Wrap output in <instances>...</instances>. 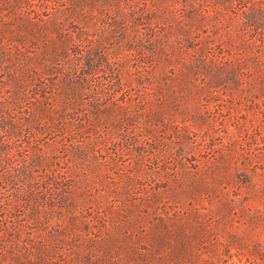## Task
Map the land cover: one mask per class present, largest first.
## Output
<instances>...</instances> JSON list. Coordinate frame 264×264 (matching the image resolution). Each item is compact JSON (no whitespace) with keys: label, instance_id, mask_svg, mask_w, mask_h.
Returning <instances> with one entry per match:
<instances>
[{"label":"rangeland","instance_id":"rangeland-1","mask_svg":"<svg viewBox=\"0 0 264 264\" xmlns=\"http://www.w3.org/2000/svg\"><path fill=\"white\" fill-rule=\"evenodd\" d=\"M73 1L29 0L25 10L62 22L75 41L72 48L87 50L86 39L99 40L100 32L109 30L104 44L90 48L106 67L92 79L101 92L99 102L140 116L151 102L143 98L149 87L145 70L149 71L150 64L142 45L150 46V36L160 40L166 35L163 17L168 12L169 17L180 19L199 5H190V0H128L137 12L125 21L114 6L105 4L97 13L103 16V25L80 21V10L77 17L72 16ZM208 1L205 9L213 11L218 6L228 16L221 24L211 21L206 28L194 30L196 48L210 41L216 54L229 58L232 48L224 52L220 48V40L229 36L252 47L242 56L247 65L238 79L227 76L209 88L211 103L199 106L201 114L212 115L215 127L201 128L177 116L170 124L181 126L183 137L174 136L172 142V131L163 126L152 131L142 120L127 122L126 115L118 129L102 127L96 134L102 144L86 155L64 148L67 142L62 130L37 134L35 139L43 146L40 151L26 142L18 143L20 153L28 156L17 157L21 174L10 180L0 177V264H10L18 255L42 258L45 264H149L150 251L166 222L175 231H185L189 248L178 259L176 252L183 239L175 240L174 245L159 248V260L152 264H264V0ZM154 10L158 20L143 22L137 28L142 44L130 47L134 20ZM250 11L263 15L248 20L244 12ZM194 13L204 14L199 9ZM73 19H77L75 24ZM232 53L241 57L239 48ZM168 71L170 77L179 68L172 66ZM78 76L73 72L75 80ZM3 78L0 73V81ZM90 85L84 91L86 97L94 96ZM0 95L8 96L4 87ZM85 113L81 108L77 123L85 120ZM123 141L128 142L125 148ZM140 153L138 170L136 156ZM20 195L27 200L51 196L55 207L30 205L27 200L12 207L9 200ZM132 210L133 220L127 223L126 211ZM137 218L142 220L134 224ZM3 226L20 231L21 240L14 243Z\"/></svg>","mask_w":264,"mask_h":264},{"label":"trees","instance_id":"trees-1","mask_svg":"<svg viewBox=\"0 0 264 264\" xmlns=\"http://www.w3.org/2000/svg\"><path fill=\"white\" fill-rule=\"evenodd\" d=\"M208 2V0H190V5L197 3L203 9L194 8L180 19L169 17L168 12L163 17L168 28L166 35L160 40L150 36L147 40L150 46L142 45L144 56L148 57L145 61L150 64L149 71L145 70L147 73L145 79L149 87L144 86L143 98L151 99V102L146 103L144 100L142 103L146 104L143 114L130 116L126 114V108H122L121 112L114 107L100 104L101 92L92 81L101 70L105 72L106 67L102 64L103 60L95 55V50L90 48L104 44L111 35L109 30L100 32L99 40L86 39L87 50L81 49L80 46L72 48L71 45L75 41L62 22L57 21L56 18L44 19L41 12L35 11L34 14L26 11L25 8L30 6L29 0H0V73L4 77L0 81V94L3 87L8 94V96L0 95V177L10 180L14 174H21L16 164L17 157L25 155L28 158V156L20 153V144L26 142L36 151L42 150L43 146H40L35 137L47 130L64 131L67 142L64 148L71 152L77 149L76 155H86L88 151H96V147L102 144L96 138L101 128L118 129L122 125L119 123L125 120L126 115L129 118L127 122L142 120L154 128L151 129L152 131L161 126L172 131L170 133L172 142L176 141L174 136L177 139L183 137L182 127L177 125L174 128L170 124V121H174L177 116H180L181 121L184 119L183 121L201 128L208 130L214 128L215 119L209 112L201 114L199 106L203 105L202 103H206L205 105L211 103L212 97L207 95L209 88L221 84L227 76L238 79L243 66L247 65L242 56H247L252 47L240 39L229 36L223 42V38L220 40V48L223 52L224 49L229 51V48H232L229 58L216 54L213 42L210 41L203 40L204 42L199 43L196 48L192 38V34L196 32L194 30L206 28L211 21L221 24L228 16V13L218 6L213 11L205 9L210 4ZM220 3L223 5V2H218ZM105 4L114 6L118 15L125 21L129 17H135L137 12L135 5H131L128 0H78V2L74 0L73 8L69 12L77 17L80 10L82 13L80 21L99 22L104 25L103 16L100 17L97 13ZM163 7H159L161 11L165 10ZM196 9L202 10L204 14H195ZM210 13H213L212 16ZM262 15L263 13L258 11L244 12L248 20L257 19ZM158 18V11L154 10L146 11L134 20L131 29L135 36L130 47L135 48L141 43L137 36V28L147 20L155 21ZM73 20L75 24L77 19ZM78 27L83 29L79 25ZM171 36L175 37L174 42L170 41ZM125 37L128 39V36ZM188 40L189 44L185 45ZM238 48L241 53L240 58L232 55V51L237 52ZM59 65L64 67L59 68ZM172 66L178 67L179 73L170 78L168 70ZM73 72L81 75L78 76V80L73 78ZM87 84H91L90 91H94V96L86 97L84 91L89 90ZM83 107L86 110L85 120L77 123L80 109ZM58 143L52 146V150L58 149ZM121 143L122 148L128 146L127 141ZM142 156V153L136 156L138 170ZM111 161L114 163L115 159ZM24 197L20 195L11 198L9 203L12 207L17 206L20 201L28 199ZM27 202L35 206L39 204L54 206V198L47 195L37 199L30 197ZM132 213L135 212L126 211L127 223L133 220ZM137 220L138 222L135 220L134 224L140 223L142 219L137 218ZM163 221L166 220L163 218ZM163 226L165 231L158 234L161 237L155 241V248L150 251L153 256H149V264L159 260H157V253L161 254L159 248L174 245L175 240L178 242L183 239L181 249L176 252L178 259H182L189 248L186 241L189 238L185 236V231H175L167 222ZM3 227L14 243L21 240L20 231H10L13 226ZM2 257L5 259V256ZM39 259L43 261L42 258ZM42 261L34 258L24 259L18 255L10 264H45Z\"/></svg>","mask_w":264,"mask_h":264}]
</instances>
